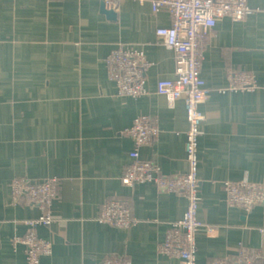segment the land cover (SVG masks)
Wrapping results in <instances>:
<instances>
[{
	"label": "crops",
	"instance_id": "1",
	"mask_svg": "<svg viewBox=\"0 0 264 264\" xmlns=\"http://www.w3.org/2000/svg\"><path fill=\"white\" fill-rule=\"evenodd\" d=\"M102 1L0 0V264H28L26 244L15 240L27 231L24 220L42 212L40 204L14 196L11 179L54 175L56 220L38 227L53 250L40 264H94L109 256L179 264L160 245L168 223L184 215L187 197L153 182L123 181L135 146L125 129L142 114L159 124L162 141L144 145L141 157L166 175L189 167L184 101L172 103L157 91L158 79L176 71L175 51L156 32L172 17L167 8L154 11L151 0H127L112 20ZM248 1L256 10L244 19H218L201 69L211 93L199 147L200 216L213 228L198 232L201 264L217 257L235 262L244 250L264 264V202L232 206L221 184L264 183V0ZM118 43L144 51L151 62L148 93H119L107 65ZM232 70L252 72L256 89L222 91ZM112 198L129 206L132 226L100 218Z\"/></svg>",
	"mask_w": 264,
	"mask_h": 264
},
{
	"label": "built area",
	"instance_id": "2",
	"mask_svg": "<svg viewBox=\"0 0 264 264\" xmlns=\"http://www.w3.org/2000/svg\"><path fill=\"white\" fill-rule=\"evenodd\" d=\"M107 7L119 8L127 0H104ZM154 11L167 8L172 21L168 26L157 27L160 41L176 54V71L173 76L157 81V91L169 97L173 103L183 99L189 127L186 131L185 152L189 163L186 171L166 175L152 161L141 157V148L154 142H161V128L151 115L135 117L125 133L134 139L130 152L131 163L127 166L123 181L126 184L153 182L159 187L181 193L188 204L184 215L167 225L166 236L160 250L177 258L179 264H201L197 257V235L202 229L211 231L212 225L200 216L204 207L201 193L202 179L199 174L200 140L205 134L206 118L203 103L211 93L206 79L201 74L202 64L208 49V39L218 19L227 17L239 21L254 12L256 8L248 0H151ZM151 62L145 53L124 43L116 44L107 58L109 76L117 83L119 93L141 96L148 93L146 69ZM231 85L222 91L255 90L257 79L246 70L230 71ZM227 193V202L232 206L251 209L264 202V183L245 179L221 181ZM60 178L50 176L33 180L27 177H13L11 187L15 197L21 195L40 204L42 212L38 217L27 218V231L16 238L27 247L28 264H40L44 255L53 250V240L38 233L40 225L52 226L56 220L55 207L59 198ZM100 218L118 227L127 228L134 224L135 216L126 202L112 198L104 202ZM164 221H161L163 223ZM94 264H133L126 256H109ZM206 264H256V258L249 250L241 252L237 261L217 257Z\"/></svg>",
	"mask_w": 264,
	"mask_h": 264
},
{
	"label": "water",
	"instance_id": "3",
	"mask_svg": "<svg viewBox=\"0 0 264 264\" xmlns=\"http://www.w3.org/2000/svg\"><path fill=\"white\" fill-rule=\"evenodd\" d=\"M101 11L105 13L108 16V18L112 20H115L118 18V10L113 7H107L104 0L101 3Z\"/></svg>",
	"mask_w": 264,
	"mask_h": 264
}]
</instances>
